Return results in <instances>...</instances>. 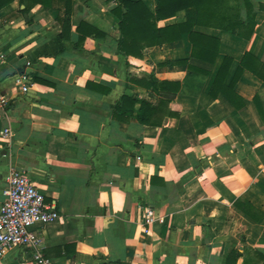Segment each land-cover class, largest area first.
Segmentation results:
<instances>
[{
	"label": "crops",
	"instance_id": "1",
	"mask_svg": "<svg viewBox=\"0 0 264 264\" xmlns=\"http://www.w3.org/2000/svg\"><path fill=\"white\" fill-rule=\"evenodd\" d=\"M142 1L154 12L156 0ZM249 1L256 25L248 39L195 27L220 41L209 64L189 57L186 33L145 48L139 58L121 54L110 0H74L62 41H56L62 33L56 10L37 4L24 12L18 0H3L0 86L10 104L0 111V203L9 171L25 172L59 214L30 227L47 258L56 264H178V258L264 264V119L254 101L264 113V81L242 72L234 85L240 108L221 93L209 94L225 56L232 59L226 85L245 52L264 62V0ZM184 20L181 10L158 25ZM80 21L102 36L80 42ZM185 58L208 74L170 64ZM23 72L30 80L26 93L14 81ZM144 74L180 83L169 104L174 115L152 116L160 124L136 116L140 100L157 105L160 99L130 79ZM123 96L138 102L122 107ZM237 199L262 216L254 211L259 218H250L234 206ZM146 207L161 221L144 225ZM0 264H33L31 249L11 248Z\"/></svg>",
	"mask_w": 264,
	"mask_h": 264
},
{
	"label": "trees",
	"instance_id": "2",
	"mask_svg": "<svg viewBox=\"0 0 264 264\" xmlns=\"http://www.w3.org/2000/svg\"><path fill=\"white\" fill-rule=\"evenodd\" d=\"M116 3L110 11L118 19L119 30L118 51L125 56L139 58L142 51L151 46L162 45L180 39L183 33L188 36L190 43V58H195L209 64H213L218 57L220 41L202 32L196 31L195 27L217 28L230 32L238 37L248 39L254 32L256 25L255 14L249 0H156L154 12H151L142 0H110ZM3 0H0V6ZM24 4V12L39 4L57 11L56 21L62 25V33L57 36L56 41L65 39V30L69 27V19L73 11L74 0H18ZM245 10L246 17H241V11ZM185 12V20L180 23L158 25V22L173 17L178 11ZM76 30L81 33L79 41L82 42L87 36H102L96 28L80 21ZM232 59L225 56L214 76L209 94L215 97L221 93L235 108L243 106L242 98L234 91V85L242 72L247 70L261 81H264V62L254 57L250 52H245L239 61L236 71L229 84H225V78L231 66ZM172 65L185 64L187 69L208 74L206 70L200 69L188 63V59H180L170 62ZM135 84L151 90L160 96L157 105L146 100H140V110L136 114L140 122L144 124H160L152 120L153 114L162 111L168 115L171 113L169 104L173 101L175 94L180 88L179 81H159L153 74H144L140 78H130ZM258 113L264 119V113L258 99L254 97ZM138 102L132 97L123 96L122 107L128 104L131 107ZM126 114L124 110L121 115ZM131 115V114H128ZM234 206L257 220L262 213L242 199H237ZM257 212L259 217L254 213ZM109 264H124L112 262Z\"/></svg>",
	"mask_w": 264,
	"mask_h": 264
},
{
	"label": "built area",
	"instance_id": "3",
	"mask_svg": "<svg viewBox=\"0 0 264 264\" xmlns=\"http://www.w3.org/2000/svg\"><path fill=\"white\" fill-rule=\"evenodd\" d=\"M14 81L21 93L29 90L30 80L27 73L17 74ZM9 104L10 99L0 86V111L7 110ZM1 134L8 137L10 129H3ZM6 182L3 190L4 199L0 203V257L11 248L21 247L31 249L33 264H56L42 253L40 241L30 227L36 223L55 220L59 217L58 212L45 203L43 194L25 172L11 169ZM156 221L161 219L155 211L151 207L144 208L142 213L144 225H151Z\"/></svg>",
	"mask_w": 264,
	"mask_h": 264
},
{
	"label": "clouds",
	"instance_id": "4",
	"mask_svg": "<svg viewBox=\"0 0 264 264\" xmlns=\"http://www.w3.org/2000/svg\"><path fill=\"white\" fill-rule=\"evenodd\" d=\"M103 199V196L101 197ZM178 264H185V261L183 258H178Z\"/></svg>",
	"mask_w": 264,
	"mask_h": 264
}]
</instances>
